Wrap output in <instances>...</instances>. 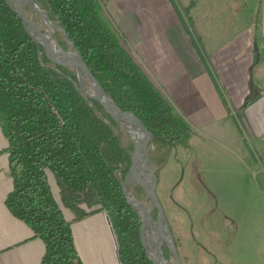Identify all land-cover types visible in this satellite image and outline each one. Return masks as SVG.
<instances>
[{
  "label": "trees",
  "instance_id": "16d2710c",
  "mask_svg": "<svg viewBox=\"0 0 264 264\" xmlns=\"http://www.w3.org/2000/svg\"><path fill=\"white\" fill-rule=\"evenodd\" d=\"M37 1L63 27L114 103L144 120L154 135V169L166 164L169 153L190 149L192 128L125 47L100 0ZM26 12L33 11L26 6ZM77 85L75 71L49 63L14 8L0 0V127L13 176L8 210L44 243L42 264H84L73 223L90 215L79 206L96 200L110 220L120 264H153L142 244L140 216L124 192L134 142ZM131 187L133 198L147 199L144 189ZM67 209L79 215L70 219Z\"/></svg>",
  "mask_w": 264,
  "mask_h": 264
},
{
  "label": "crops",
  "instance_id": "0c3cea01",
  "mask_svg": "<svg viewBox=\"0 0 264 264\" xmlns=\"http://www.w3.org/2000/svg\"><path fill=\"white\" fill-rule=\"evenodd\" d=\"M102 5L131 55L192 128L191 148L203 138L223 139L243 151L242 127L264 163V0ZM8 150L0 127V264H42L44 243L5 204L13 189ZM99 211L73 225L78 252L84 264H120L107 213Z\"/></svg>",
  "mask_w": 264,
  "mask_h": 264
},
{
  "label": "rangeland",
  "instance_id": "374dc122",
  "mask_svg": "<svg viewBox=\"0 0 264 264\" xmlns=\"http://www.w3.org/2000/svg\"><path fill=\"white\" fill-rule=\"evenodd\" d=\"M29 16L37 22L40 19L34 12ZM38 24L46 30L43 22ZM240 130L247 138L243 151L223 139L202 137V144L197 141L194 149L169 153L166 164L155 169L158 197L178 240L175 264H264V163L245 129ZM49 181L60 200L51 173ZM79 208L95 215L100 206L93 200ZM65 211L70 219L79 215Z\"/></svg>",
  "mask_w": 264,
  "mask_h": 264
},
{
  "label": "water",
  "instance_id": "95a60500",
  "mask_svg": "<svg viewBox=\"0 0 264 264\" xmlns=\"http://www.w3.org/2000/svg\"><path fill=\"white\" fill-rule=\"evenodd\" d=\"M7 1L19 15L25 31L39 47L44 49L45 56L49 63L74 70L79 79L77 88L81 90L85 96L96 101L98 105L131 136L134 142V149L131 153V161L124 182V192L128 203L140 216L142 222L141 240L147 251L148 258L153 264H166L167 259L162 250V239H164L166 232L170 235L172 233L169 229L165 212L157 196L158 175L151 165V154L154 150L152 144L154 135L148 130L143 119L133 113L122 111L106 94L78 53L76 47L70 41L63 27L58 22L50 19L46 10L37 0ZM26 6L30 7L32 11L40 17L42 22L46 25V30H44L36 20L29 16L26 12ZM56 31L59 32L61 38L65 41L67 49L61 46ZM257 51L258 45L255 43V52ZM80 79L83 84H81ZM132 184L140 186L147 192L148 199L145 202H141L132 197L129 191V186ZM153 208L157 209L156 223L152 217ZM107 219L112 229L108 215ZM112 234L117 246L113 230ZM149 236H152V239H149ZM170 241L173 244V238H170ZM152 249L154 250L155 257L152 256ZM172 252L176 256V247L174 244L172 245Z\"/></svg>",
  "mask_w": 264,
  "mask_h": 264
},
{
  "label": "flooded vegetation",
  "instance_id": "af4514ba",
  "mask_svg": "<svg viewBox=\"0 0 264 264\" xmlns=\"http://www.w3.org/2000/svg\"><path fill=\"white\" fill-rule=\"evenodd\" d=\"M155 150V149H154ZM153 150V151H154ZM152 151V152H153ZM152 155V154H151ZM151 165H152V167H153V164H152V162H151ZM153 169H154V167H153ZM154 171L156 172V174L158 175V173H157V171L154 169ZM158 179H159V177H158ZM158 182H159V180H158ZM178 185L179 184H177L176 185V187H178ZM146 192V191H145ZM147 193V192H146ZM148 196V195H147ZM157 196H158V184H157ZM147 199H148V197H147ZM146 199V200H147ZM158 199H159V197H158ZM145 200V201H146ZM145 201H141V202H145ZM160 201V200H159ZM160 204L162 205V203L160 202ZM174 204H176L177 205V203L175 202ZM162 208H163V205H162ZM163 210H164V208H163ZM165 212V211H164ZM166 215V214H165ZM152 217H153V219H154V222L156 223V218H157V209L156 208H153V212H152ZM167 218V217H166ZM168 220V219H167ZM168 226H169V223H168ZM169 229H170V231H171V233H172V230H171V228H170V226H169ZM151 233V232H150ZM172 236V237H171ZM170 238H173V244H174V246L176 247V250H177V248H178V240L177 239H175L174 238V235H173V233L170 235L168 232H166L165 233V237H164V239H162V250L164 251V253H165V258L167 259L166 260V264H175V263H177L178 262V259H177V257L175 256V254L172 252V243H171V241H170ZM149 239H152V236H149ZM143 244V243H142ZM144 246V245H143ZM145 248V247H144ZM146 250V249H145ZM151 253H152V256L153 257H155L154 256V250L152 249L151 250ZM146 255H147V251H146ZM148 257V256H147ZM153 263V262H152Z\"/></svg>",
  "mask_w": 264,
  "mask_h": 264
}]
</instances>
